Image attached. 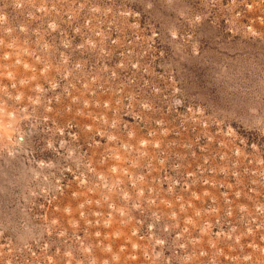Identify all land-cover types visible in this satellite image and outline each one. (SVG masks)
Listing matches in <instances>:
<instances>
[{
    "label": "rangeland",
    "instance_id": "rangeland-1",
    "mask_svg": "<svg viewBox=\"0 0 264 264\" xmlns=\"http://www.w3.org/2000/svg\"><path fill=\"white\" fill-rule=\"evenodd\" d=\"M0 264H264V0H0Z\"/></svg>",
    "mask_w": 264,
    "mask_h": 264
}]
</instances>
